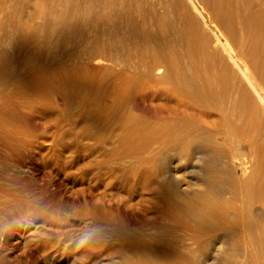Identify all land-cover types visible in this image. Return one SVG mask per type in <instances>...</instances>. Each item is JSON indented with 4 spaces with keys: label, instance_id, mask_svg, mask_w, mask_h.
Here are the masks:
<instances>
[{
    "label": "bare ground",
    "instance_id": "bare-ground-1",
    "mask_svg": "<svg viewBox=\"0 0 264 264\" xmlns=\"http://www.w3.org/2000/svg\"><path fill=\"white\" fill-rule=\"evenodd\" d=\"M31 102L77 108L104 155L79 164L105 190L79 260L264 264V0H0V189L37 153L15 124ZM40 243L30 259L54 263Z\"/></svg>",
    "mask_w": 264,
    "mask_h": 264
},
{
    "label": "rangeland",
    "instance_id": "rangeland-1",
    "mask_svg": "<svg viewBox=\"0 0 264 264\" xmlns=\"http://www.w3.org/2000/svg\"><path fill=\"white\" fill-rule=\"evenodd\" d=\"M34 20L36 22L38 21L37 18ZM37 48L38 47H34L32 50H41V48ZM202 63L203 61L199 63L200 68H203L204 65L206 66V63H203L204 65ZM210 72L214 77L218 73L217 69L212 66L210 67ZM26 77H35L33 71L27 72ZM28 94L32 99L41 98V96H39L40 94L33 92L31 89L28 90ZM33 103L34 102L28 103L26 107L22 108L19 112L22 116L21 120L20 122L16 121L15 124H18V126L21 125L28 131L29 136H27L30 141L39 146H33L37 149V153L32 151L26 154L23 152L20 161H18L17 164L16 162L14 163L16 167L20 165L19 167L22 172L18 176L19 178L17 177L11 187L4 188V186H2L3 188L0 189V192H4L0 193V200L5 198L6 200L10 199L11 203L6 201V203L8 202V208L6 209L12 211L4 213L3 209L6 205H0V209H2V213H0V264H43L41 261H37V259L35 261L34 259L32 260V258L30 259L29 250L31 251V249L40 242L41 245L44 240L53 242L55 244L54 247L57 246L58 248L56 251L58 255L57 258H55L54 263L50 264H96L98 261L104 262L109 258L107 255L108 250L105 251L104 248L101 252L94 253L92 257L86 261L82 262V260L78 258V252L85 246L83 239L95 238L97 234V232L93 230L99 221L95 217L94 213L96 212L93 211L94 208L88 203V199L91 195L92 199L97 198L96 200H100L98 199V196H101L100 192L102 193L105 191L101 185L98 186L94 183V178H91L90 174L87 176V173H82L79 164L82 165L83 163L89 162L91 163L89 169L93 168V170H96L97 161L104 157V155L101 154L100 145L93 139L91 140L89 138L91 141L88 139L86 140L87 137L78 133L79 123H77V121L74 123L67 122V118L70 115L74 114L76 116L78 114L79 111L77 108L71 107L70 109L72 110L68 112H64V110L60 112V110L57 111L58 108H56L57 110L54 108V106L57 107L56 105L49 104L42 108L40 104L38 108V106L34 107ZM59 112L61 114H59ZM53 115L58 117L60 124H62H59L60 130L58 131L57 127L53 124L54 122L51 123L52 121H50L49 124L51 125L49 126L48 124V130L44 132L42 126L47 125L44 124V122L48 123V117L53 118ZM75 131L78 134H76ZM60 140L61 143L58 144ZM30 156H33V162L29 160ZM14 157L17 158V156ZM64 165L66 166L65 168H63ZM73 168L75 170H73ZM85 175L88 179L91 178L93 180L88 181ZM79 177L82 179L80 180ZM86 186L90 188L87 189ZM91 190H93L92 193ZM121 193L124 194V192ZM3 195H5V197ZM144 195L147 196L148 194L145 193ZM108 197L110 196L107 195L105 197L107 203L111 200L113 205L116 206L118 204L117 202H119V200L109 199ZM136 200L137 198L130 200L133 207L130 206V204L128 206L140 210L142 207H135L138 205L135 203ZM93 224L95 225L93 226ZM102 226L105 227L104 224ZM108 234L109 233H105L103 235L104 237L108 236L107 238L105 237V239L109 240L112 244L117 242ZM70 244H73V247ZM60 246L63 248H60ZM54 247H52V249ZM113 257L118 260L116 255Z\"/></svg>",
    "mask_w": 264,
    "mask_h": 264
}]
</instances>
